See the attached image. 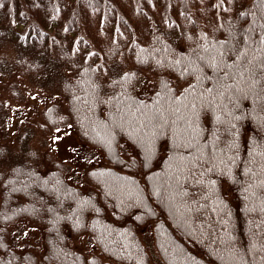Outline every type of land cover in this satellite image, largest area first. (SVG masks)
<instances>
[{
	"label": "trees",
	"instance_id": "16d2710c",
	"mask_svg": "<svg viewBox=\"0 0 264 264\" xmlns=\"http://www.w3.org/2000/svg\"><path fill=\"white\" fill-rule=\"evenodd\" d=\"M0 264H264V0H0Z\"/></svg>",
	"mask_w": 264,
	"mask_h": 264
},
{
	"label": "rangeland",
	"instance_id": "374dc122",
	"mask_svg": "<svg viewBox=\"0 0 264 264\" xmlns=\"http://www.w3.org/2000/svg\"><path fill=\"white\" fill-rule=\"evenodd\" d=\"M33 105H39L38 98H35L33 100ZM20 109L19 114L16 116V114H13L14 123L19 122L21 119L25 120L30 116V110L28 106H24ZM21 120V121H22ZM77 142V139L75 138L74 134H67L66 132H62L58 134L55 144H54V153L59 158H63L66 154V150L68 149L69 145L74 144ZM39 238L38 233L36 231L30 232V234L26 237L21 238L23 242H26L30 245H35L36 240ZM78 249H81L82 252H87L91 249V247L87 244L86 240H81L80 245L78 246Z\"/></svg>",
	"mask_w": 264,
	"mask_h": 264
}]
</instances>
